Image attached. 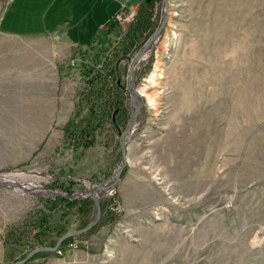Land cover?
<instances>
[{
  "label": "rangeland",
  "instance_id": "374dc122",
  "mask_svg": "<svg viewBox=\"0 0 264 264\" xmlns=\"http://www.w3.org/2000/svg\"><path fill=\"white\" fill-rule=\"evenodd\" d=\"M123 1L83 36L102 49L62 50L59 70L72 71L60 80L38 50L0 33V178L19 187L0 184V239L21 245L24 259L94 220L87 197L114 178L134 114L132 61H118L164 26L136 69L143 112L98 224L26 264H264V0H168L164 25V0ZM11 2L0 0V23ZM113 9L125 16L107 31ZM82 63L104 67L113 95L97 94L93 107L110 112L88 142L65 132L88 118L72 116L88 88Z\"/></svg>",
  "mask_w": 264,
  "mask_h": 264
},
{
  "label": "crops",
  "instance_id": "0c3cea01",
  "mask_svg": "<svg viewBox=\"0 0 264 264\" xmlns=\"http://www.w3.org/2000/svg\"><path fill=\"white\" fill-rule=\"evenodd\" d=\"M122 4L123 0H12L1 20L0 33L14 41L20 40L22 50H38L44 66L45 61L48 65L56 66L60 80L69 76L72 71L70 65L69 74L66 70L62 71V68L59 70L62 50L71 54L92 46L102 49L95 40L86 43L83 36L91 40L90 21L102 22L106 18L108 5L117 7ZM119 10H112L103 29L108 31L110 21L123 13L124 8ZM79 66L81 69L82 64ZM11 245L17 246L16 251L6 252V248ZM25 253L21 245L6 241L3 243V239H0V264H13L22 260Z\"/></svg>",
  "mask_w": 264,
  "mask_h": 264
},
{
  "label": "water",
  "instance_id": "95a60500",
  "mask_svg": "<svg viewBox=\"0 0 264 264\" xmlns=\"http://www.w3.org/2000/svg\"><path fill=\"white\" fill-rule=\"evenodd\" d=\"M168 2H169L168 0H164V22H163V25L166 23V20H167V18L169 16V4H168ZM162 29H163V26L161 28H159L158 30L151 29L146 34L142 50L140 51V53L133 60H132V57H130V56H124L118 61V64H120L123 60L132 61V66H131V69H130V73L128 75V82H129V86H130V89L133 92V94L136 93V89L134 87L133 80H134V75H135V72H136V69H137V65L141 61L140 58H141L142 55H144L150 49L151 43L153 41L152 39L156 35H158L162 31ZM138 115H139V113H135V114L132 115L131 122H130L128 128L126 129V131L124 133L121 134L120 149H121V152H122V163H121L120 167L117 169V171L115 172V175H114L115 179L108 186L109 188H113L114 186L117 185L121 174L124 172V170L126 168L127 161H128V145L125 146V139L130 134V131L132 129V125L137 120ZM113 117H114L113 118L114 122H116V113L114 114ZM105 186H106L105 184H99L97 186H94L91 189V197H87V198L93 199V201L95 202V205H96V216H95L94 220L87 227H85L82 230H79V231L72 232V233L64 235L62 238L59 239V241L57 242V244L54 247H41V248H37V249L31 251L24 259L19 260V261L15 262L14 264H26L31 258H33L38 253H42V252H51V253L52 252H56V251H58L60 249V247L62 246V244L66 240H68L70 238H73V237H76V236H79V235H81V234H83L85 232L90 231L92 228H94L98 224V222H99V220L101 218V204L97 200L96 194H97L98 191H103ZM56 196H58V195H56Z\"/></svg>",
  "mask_w": 264,
  "mask_h": 264
},
{
  "label": "trees",
  "instance_id": "16d2710c",
  "mask_svg": "<svg viewBox=\"0 0 264 264\" xmlns=\"http://www.w3.org/2000/svg\"><path fill=\"white\" fill-rule=\"evenodd\" d=\"M147 4H149V3L147 2ZM142 12H143V10L140 11V13H139L140 16H138V20L141 23H143L142 28H144L145 18L143 16H141ZM94 66L95 65L91 66V65H88L86 63H82L81 77H82V80H84V82H85V87L87 86L88 88L86 90V95L84 96V99L82 98L84 100V106L81 109V108H79V107H81L79 105L77 110H75V112L73 113L72 116H75V117L79 116L83 113L84 110H86V111H88V118L84 119L83 121L79 120V119L78 120L74 119L70 123V125L65 128L67 140H70L72 138H77V137H81L82 139H85L86 142L92 140L93 134H94V129L99 124L98 118H100V116H104V113H106V115H108L110 112V110L104 109L103 107L98 108L99 110H101L100 111L101 114L99 115L98 114L99 110L93 107V102H95V100L98 99L97 94L99 93V91L102 92V91H104V89H108L109 94H111V87H109L108 80L106 79L107 77L104 74V67L101 68V66H99V65L96 67H94ZM112 70L116 71L115 69H112ZM115 87L119 90H124L121 82L119 84L116 83ZM112 101H114L113 97H112ZM117 116H118V113H117ZM112 123L119 130L118 124H117V122H114V119H113ZM88 144L89 143H87V145Z\"/></svg>",
  "mask_w": 264,
  "mask_h": 264
},
{
  "label": "bare ground",
  "instance_id": "6f19581e",
  "mask_svg": "<svg viewBox=\"0 0 264 264\" xmlns=\"http://www.w3.org/2000/svg\"><path fill=\"white\" fill-rule=\"evenodd\" d=\"M164 27V26H163ZM165 28V27H164ZM164 28L162 29V31L160 32V33H162L163 31H164ZM159 33V34H160ZM159 34L158 35H156L152 40V43H151V46H150V48L152 49V47L154 46V45H156L157 43H159V41L161 40V38L159 37ZM159 37V38H158ZM151 49H149V50H151ZM149 50L144 54V55H142L141 56V58H140V60L141 61H143V60H146L148 57H149ZM140 61V62H141ZM140 62H139V64H140ZM138 64V65H139ZM138 65H137V67H138ZM158 73V72H157ZM154 75V74H153ZM135 76V75H134ZM155 81H158L157 79H154ZM150 81V80H149ZM159 82V81H158ZM153 83V82H152ZM133 84H134V82H133ZM153 86V85H152ZM135 87V86H134ZM154 88V87H153ZM136 89V88H135ZM132 94H133V92H132ZM133 95H135V97L133 96V100H132V107H133V112H134V114L135 113H139V115H141L142 114V112H143V105H141V103L144 101V99L146 98V96L142 93V92H140V91H137L136 90V93L135 94H133ZM154 99V98H153ZM150 100V99H149ZM152 100V99H151ZM140 105H141V108H140ZM139 108H140V110H139ZM139 110V111H138ZM138 115V116H139ZM137 121V120H136ZM134 122L133 123V125H132V129H131V131H130V134L128 135V137H126V139H125V146L126 145H129L130 143H128V141H130L131 142V140L134 138V136L136 135V133H137V131H138V125H137V122ZM126 140H127V143H126ZM0 179H3V182H0V184H2V185H6V186H13V185H11V183H14V182H17L18 180H14V179H11V177H9V176H6V177H2V178H0ZM114 179H115V177L112 179V180H109L108 182H106L105 183V188H104V190L103 191H98L97 192V194H96V198H97V200L99 201L100 200V196L101 195H103L104 194V192H106L105 193V195H107V193H108V191H109V189H111V188H109L108 186L114 181ZM32 183H34V182H32ZM15 189L16 188H19V187H17V186H13ZM39 193H41L43 196H46L47 194L46 193H44L43 192V190L40 188V187H37V189H36ZM54 195V194H53ZM88 197H91V195L90 196H88ZM100 202V201H99Z\"/></svg>",
  "mask_w": 264,
  "mask_h": 264
},
{
  "label": "built area",
  "instance_id": "2783aa9c",
  "mask_svg": "<svg viewBox=\"0 0 264 264\" xmlns=\"http://www.w3.org/2000/svg\"><path fill=\"white\" fill-rule=\"evenodd\" d=\"M123 16H125V12L119 14L118 16H116L117 17L116 19H118L120 22H122L123 21V19H122Z\"/></svg>",
  "mask_w": 264,
  "mask_h": 264
}]
</instances>
